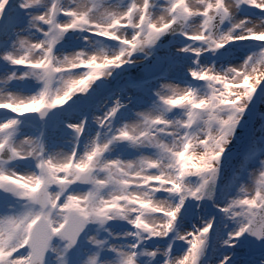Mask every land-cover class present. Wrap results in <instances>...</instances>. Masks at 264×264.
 I'll use <instances>...</instances> for the list:
<instances>
[{"label":"snow or ice","instance_id":"1","mask_svg":"<svg viewBox=\"0 0 264 264\" xmlns=\"http://www.w3.org/2000/svg\"><path fill=\"white\" fill-rule=\"evenodd\" d=\"M0 264H264V0H0Z\"/></svg>","mask_w":264,"mask_h":264},{"label":"rangeland","instance_id":"2","mask_svg":"<svg viewBox=\"0 0 264 264\" xmlns=\"http://www.w3.org/2000/svg\"><path fill=\"white\" fill-rule=\"evenodd\" d=\"M245 187H246L249 191H251V190L255 187V183L252 182V183L246 184Z\"/></svg>","mask_w":264,"mask_h":264},{"label":"water","instance_id":"3","mask_svg":"<svg viewBox=\"0 0 264 264\" xmlns=\"http://www.w3.org/2000/svg\"><path fill=\"white\" fill-rule=\"evenodd\" d=\"M132 75H133V76L137 75V72L134 71V72L132 73Z\"/></svg>","mask_w":264,"mask_h":264}]
</instances>
